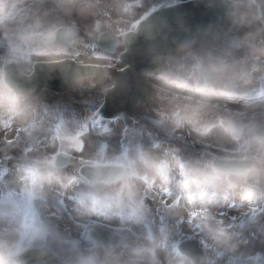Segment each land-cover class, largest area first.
<instances>
[{
    "label": "clouds",
    "instance_id": "obj_1",
    "mask_svg": "<svg viewBox=\"0 0 264 264\" xmlns=\"http://www.w3.org/2000/svg\"><path fill=\"white\" fill-rule=\"evenodd\" d=\"M0 264H264V0H0Z\"/></svg>",
    "mask_w": 264,
    "mask_h": 264
}]
</instances>
